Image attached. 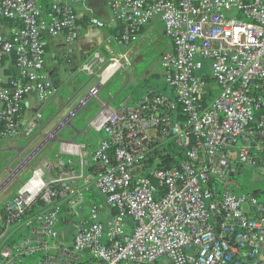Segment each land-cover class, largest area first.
I'll return each mask as SVG.
<instances>
[{"label":"built area","instance_id":"2783aa9c","mask_svg":"<svg viewBox=\"0 0 264 264\" xmlns=\"http://www.w3.org/2000/svg\"><path fill=\"white\" fill-rule=\"evenodd\" d=\"M88 1L0 0V141L9 149L31 139L60 93L45 72L48 39L63 37L71 55L85 15L105 27ZM101 1L123 33L77 70L95 82L78 107L99 104L86 129L101 138L92 152L61 143L52 162L30 169L37 148L9 172L6 182L30 174L2 209L0 264H264V204L230 181L241 168L264 175V0ZM154 19L172 46L160 59L171 94L111 110L100 89L128 62L104 79L126 56L106 45L127 53ZM30 95L40 109L27 118Z\"/></svg>","mask_w":264,"mask_h":264},{"label":"rangeland","instance_id":"374dc122","mask_svg":"<svg viewBox=\"0 0 264 264\" xmlns=\"http://www.w3.org/2000/svg\"><path fill=\"white\" fill-rule=\"evenodd\" d=\"M96 14V15H95ZM94 15L99 16V12L96 11ZM167 47V41L163 39V37L157 38L152 44H148L141 53V60L138 62L130 64L131 66L126 68L125 71H119L117 74L109 80V83L106 87L102 88L101 92L103 95L110 92L112 95L123 88L127 89L126 92H131L134 88L137 93H145L146 91L157 89L160 94L165 96H170V91L167 89L164 80L163 73L159 66V51L165 50ZM208 63H205V69ZM69 73L66 74V76ZM130 77L131 84L126 85V80ZM69 78H67V81ZM79 83L81 80L78 79ZM137 81L139 82L136 85ZM94 81H88L83 88L76 89L73 88L72 81H70L66 86V93L62 95L61 98L57 99V101L48 106L46 109H43L41 112V128L38 131V134H35L34 143L28 147L29 149L21 154L22 152L17 149L10 151H0V170L1 174L3 173V177L0 178V185L8 178V171L13 169L16 165H20V160H25L30 156L37 147L44 141V138L49 134H53L55 139L45 142L44 146L38 151L33 157L32 161L29 163L30 167H35L41 160H49L51 159L57 152L59 148V144L63 143H73L78 144L81 143L82 139L85 135L89 133L86 130V125H81L84 122V118L87 110L90 105H84L80 107L75 114L74 117L69 119V123L59 128V131H55L54 129L61 125L63 121L69 116V114L73 111V109L78 104L80 97H84L88 95L89 90L94 85ZM156 90V91H157ZM157 91V92H158ZM77 92L79 96L75 94ZM75 95L74 102L67 106V99H70L71 96ZM77 96V97H76ZM100 96V94H99ZM74 98V97H73ZM72 98V99H73ZM76 100V101H75ZM72 102V100H70ZM98 111V108H97ZM89 121L86 120L83 124H86ZM22 155V156H21ZM28 169H24L20 172L17 179L12 180L6 187H4L0 191V212L2 211L4 205L9 200V198L13 195V191L18 188L19 182H25L28 176ZM4 179V180H3ZM234 184L238 186L236 190H234L235 194H245L248 195L253 192H257L261 194L260 197L264 196V175L258 170L245 169L241 168L237 173H235L234 177L230 180ZM96 201L102 204V200L100 197L96 196ZM89 200V197L87 196Z\"/></svg>","mask_w":264,"mask_h":264},{"label":"crops","instance_id":"0c3cea01","mask_svg":"<svg viewBox=\"0 0 264 264\" xmlns=\"http://www.w3.org/2000/svg\"><path fill=\"white\" fill-rule=\"evenodd\" d=\"M87 4L89 7L91 6L93 8L94 14L96 13V11L99 12V16L97 15V17H99L100 19H102L104 21L105 27L103 29H94V28L89 27L87 25L88 16L85 15V17L81 21L82 23L80 25V29H81L80 35L72 46V52H71V56L69 57V62H67L68 60L65 57V52H66L65 47L66 46L64 44L63 37L60 36L56 39H48L47 50H46L45 72L47 73L48 77L53 81L54 84H56L57 86H60V93L55 99H53L51 102H49L48 105H46V107H44L43 109H46L48 106L54 104L57 101V99L61 98L62 95L64 93H66L65 89H66L67 84L70 81H72L73 88L75 87L74 89H76L77 91H78V89H81L85 86L83 84V82L86 83L88 79L84 76L86 79L83 80L82 79L83 75H80L77 72V70L79 69L81 63L93 51H95L96 49L100 50L101 48L104 49L105 40L108 37L107 28L108 27L114 28L116 26L115 23L111 22V20H110L111 16H110L109 12L107 11L106 7L104 6V4L101 0H89L87 2ZM80 13H84V11L81 10ZM85 20H86V22H85ZM160 36L163 37V39H165L167 41L166 49L163 51H159L160 54H159L158 58H159V66H160V59H161L162 55L171 51L172 46L168 42V40L166 39L162 24L158 19H154L145 28H143L141 30V32L139 34L138 42L136 44L132 45L128 49L127 53H125V51L123 49H121L112 40H111V43H109V45H106V46L111 48L112 51H114V52H122V53L126 54V56L124 57V61L128 62V64L126 65L127 66L126 68H128L131 66L130 64L132 63V61L134 63H136L139 60H141L140 56H141L143 49L148 44H152ZM110 37L114 38L112 36H110ZM5 66H6V68L4 70V74L5 75L13 74L14 69L12 68L11 64L7 63ZM7 73H9V74H7ZM67 73H69V74L66 76ZM116 74H117V72L114 73L109 78V80L111 78H113ZM67 78H69L68 81H67ZM78 79L81 80V83H79ZM109 80L105 83V85L102 88H104L108 85ZM138 83L139 82L137 81L135 86H137ZM130 84H131V80H130V77L128 76V78L126 80V85H130ZM102 88L100 89V92H101ZM154 90L156 91L157 89H154ZM154 90H150V91H154ZM126 91H127V89L123 88V86H122V88L120 90H118L116 93H114L113 95L110 92H108L104 95L99 92V94H100L99 97H100L101 102L106 104L111 110H115V109L117 110L121 104H123V103H127L128 105L134 104L139 99H141V97H143L148 92H150V91H146L145 93L141 92V93L136 94L135 88L131 92H126ZM75 94L77 96H79V94L77 92H75ZM86 97H87V95L84 97H80V100L78 101V104L73 109V111H75V110L78 111V109L81 107V106L80 107H78V106L81 104L82 101L83 102L86 101ZM74 99H75V95L71 96L70 99H67L68 100L67 106L70 105L71 103H73ZM70 100H72V102H70ZM86 105H90L89 109L87 110L86 115L91 114L90 118H89V119H91L96 114L97 108L99 109V104L97 102H95L94 100H88L86 102ZM39 109H40V103L37 101V99L34 95H30L26 98L25 103H24L23 117L28 118L31 115L35 114L37 111H39ZM43 109L41 110V112L43 111ZM83 125H87V123L83 124ZM57 127L54 130H56ZM40 128H41V124H39V128L37 130H40ZM57 131H59V129H57ZM36 133L38 134V131H36ZM35 134L31 137L30 140H28L26 142L21 141L17 145V148H19L18 150L22 152L21 154H23V150H24V152H26L29 149L28 147H30L35 142L34 141ZM100 138H101V135L96 136V135H92L91 133H88L87 135L84 136L82 141H80V142H82L80 144L85 145L87 147V149L89 150V152H92L95 149L96 144ZM41 145L44 146L43 142L37 148L41 149L43 147V146L41 147ZM59 148H60V144H59ZM59 148H58V151H59ZM1 150L4 152H6V151L8 152L11 149H9V146L6 143H3L0 141V151ZM57 154H58V152L54 156H56ZM48 161L52 162L53 160H50V159L44 160L43 159L35 167H30V166L29 167H30V169H36L41 163L48 162ZM0 166H1V163H0ZM17 167H18V165H16L13 169H10V170H16ZM24 169L27 170V168H23L22 170L18 171V173H17L18 176H19L20 172L23 171ZM6 172H8V174H9L10 171L6 170ZM29 174H30V172H28L27 178L29 177ZM2 177H3V173L1 174V170H0V178H2ZM11 182L12 181L6 182V180H5L0 185V191ZM17 189H15L13 191V195ZM151 264H172V263L170 261H168L167 259H159V260H157Z\"/></svg>","mask_w":264,"mask_h":264},{"label":"trees","instance_id":"16d2710c","mask_svg":"<svg viewBox=\"0 0 264 264\" xmlns=\"http://www.w3.org/2000/svg\"><path fill=\"white\" fill-rule=\"evenodd\" d=\"M46 2V4H47V0H45ZM87 20V19H86ZM86 20H85V22H86ZM82 23V22H81ZM81 25V24H80ZM81 30V29H80ZM107 35H108V37H110V36H112V37H114V40H120V37H121V34L123 33V30H124V25H122V24H119V23H117L116 24V26L114 27V28H111V27H108L107 28ZM142 30V29H141ZM141 30H140V32H141ZM140 34V33H139ZM107 37V38H108ZM109 43H111V40L109 41ZM71 55H66V53H65V57L67 58V62H69V57H70ZM69 64V63H68ZM12 66V65H11ZM12 68H13V66H12ZM7 74H9V73H7ZM9 75H11V74H9ZM82 79L84 80V79H86L84 76L82 77ZM53 82V81H52ZM54 86L55 87H60V86H57L56 84H54ZM159 93V92H158ZM207 96H208V98H210V95L209 94H207ZM135 104V103H134ZM90 115L91 114H88L85 118H84V120L86 121V120H88V118H90ZM260 115V113L259 112H257V113H255V117L257 118L258 116ZM84 121V122H85ZM83 122V123H84ZM83 123H81V125H83ZM3 130V127L0 125V132ZM82 143V142H81ZM54 158H55V156H53L50 160H54ZM248 195H252V196H254V197H256L257 199H258V201H260V202H262L263 204H264V196L263 197H260V195L261 194H258L257 192H253V193H250V194H248ZM2 216V211L0 212V217ZM31 215L29 214V215H27L26 216V218H28V217H30ZM26 218H24L23 220H26L27 221V219ZM62 225V221H60V223H59V226H61ZM22 229H26L24 226L22 227ZM27 230V229H26ZM26 232H28V231H26ZM128 232L130 233L131 232V229L129 228L128 229Z\"/></svg>","mask_w":264,"mask_h":264},{"label":"bare ground","instance_id":"6f19581e","mask_svg":"<svg viewBox=\"0 0 264 264\" xmlns=\"http://www.w3.org/2000/svg\"><path fill=\"white\" fill-rule=\"evenodd\" d=\"M124 57H125V56H124ZM124 57H123L121 60H118V58H116V59H115V60H116V63L113 64L112 67L110 66V68H108V69L105 70V72H104V74H103V78H104V79L108 78L109 75L112 74V72H113V70H114V68H115L116 66H119L120 63H125V61H124Z\"/></svg>","mask_w":264,"mask_h":264},{"label":"water","instance_id":"95a60500","mask_svg":"<svg viewBox=\"0 0 264 264\" xmlns=\"http://www.w3.org/2000/svg\"><path fill=\"white\" fill-rule=\"evenodd\" d=\"M231 168H232V170H235L237 167H236L235 164H233V165L231 166ZM230 177H233V174H232V173L230 174Z\"/></svg>","mask_w":264,"mask_h":264}]
</instances>
